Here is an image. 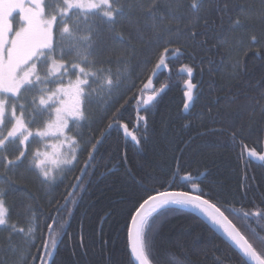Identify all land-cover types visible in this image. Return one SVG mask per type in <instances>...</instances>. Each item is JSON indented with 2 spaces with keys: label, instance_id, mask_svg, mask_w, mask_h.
I'll return each instance as SVG.
<instances>
[{
  "label": "snow or ice",
  "instance_id": "obj_1",
  "mask_svg": "<svg viewBox=\"0 0 264 264\" xmlns=\"http://www.w3.org/2000/svg\"><path fill=\"white\" fill-rule=\"evenodd\" d=\"M210 40L216 42L209 51L223 49L222 54L229 58L234 50L243 52L242 57L232 60L229 83L221 89L225 105L236 104L241 119H223L219 107L213 116L209 105L210 123L220 126L206 128L201 135H227L232 146L240 148L241 160L246 153L249 160L264 162V152L245 143L253 126L257 127V143L264 138V72L258 77L247 72L249 55L264 63V0H258V7L254 0H0V231L8 233L0 248V264H56L57 241L66 223L63 214L71 215L69 203L75 204L95 177L94 161L106 131L117 125L126 138L140 145L138 133L143 122L146 137L147 116L138 110L136 127L130 131L127 123H120L122 104L99 136L85 139L81 131L88 119L85 104L103 96L110 102L133 60L143 57L140 62L147 64L148 56L154 57L155 73L167 68L170 59L183 55L184 49L201 48ZM109 42L119 45V50ZM113 63L115 72L104 67ZM180 71L188 76L184 109L189 110L198 99L199 85L193 82L192 67L184 66ZM147 90L145 85L135 97L138 105L149 106L156 99L158 90L144 96ZM220 100L217 97L212 104L219 105ZM45 113L48 118L43 126L31 131L36 117ZM37 137L41 141L54 138L59 144H45L43 151L37 147L29 158L30 138ZM85 151L81 165L80 156ZM25 159L28 170L51 196L46 216H37L31 194L30 202H21L16 215H23L27 228L10 222L7 202L10 193L21 191L9 174L14 175ZM78 165V174L64 184L67 173ZM128 175L138 191L126 212L127 264H154L151 256L160 222L169 214L189 210L206 219L209 231H222L227 246L238 249L239 264H264V236L241 231L230 219L237 215L236 210L227 201L221 204L213 199V193L205 191L197 182L199 177L185 171L179 159L167 180L159 184L136 181L130 172ZM61 184L64 190L57 199L51 193ZM188 185L191 189L184 190ZM177 187L181 190H173ZM241 187L247 193V187ZM242 216L264 219V208L245 211ZM17 237L22 243L16 242Z\"/></svg>",
  "mask_w": 264,
  "mask_h": 264
},
{
  "label": "trees",
  "instance_id": "obj_2",
  "mask_svg": "<svg viewBox=\"0 0 264 264\" xmlns=\"http://www.w3.org/2000/svg\"><path fill=\"white\" fill-rule=\"evenodd\" d=\"M254 2L258 7V0ZM215 42L210 40L209 44L201 48H186L183 55L170 59L167 62L169 72L161 71L152 82L153 89L158 90V95L149 106L138 105L135 97L141 95L140 90L153 74L152 69L156 61L152 56H148L147 64L140 62L143 57L131 62L125 74L127 78L113 90L110 102L108 97L103 96L102 99L97 97L93 102L85 104L88 119L81 129L85 139L99 136L100 130L106 129L110 117L122 104L125 106L121 109L120 123H127L132 131L136 127L139 110L140 115H146L148 118L147 132L145 137V125L141 122L138 134L142 143L136 145L124 137L122 129L117 125L106 131L94 161L95 177L90 185H86L87 190L80 193L77 202L69 203L71 215L66 212L63 214L66 223L58 238L59 243L54 255L56 264H127L129 250L126 247V212L132 197L138 191V186L130 180L128 174L130 172L135 176L136 181L159 184L167 180L176 166L177 159L185 171L199 177L197 182L205 191L213 193V199L219 200L221 204L227 201L229 206L236 210L237 215L230 216V219L241 231L249 235L255 231L264 236V219H245L242 216L245 211L264 208V162L255 163L248 159L246 153L241 160L240 148H234L227 135H201L206 128L220 126L219 123H210L209 105H212L213 116L219 107L223 119H241L236 104L225 105L224 92L221 89L229 83L232 60L242 57L243 52L234 50L229 58L222 54L223 49L209 51L211 44ZM109 46L116 50L120 48L119 45L113 46L111 42ZM104 55L109 53L105 52ZM115 59L113 55V60ZM184 66L193 68V82L199 85L198 99L195 100L194 106L185 112L184 81L188 77L179 71ZM104 67H111L113 72L117 68L115 63ZM247 72L250 76L258 77L264 72V63L249 55ZM162 86L163 90L159 91ZM150 94L151 91L143 93L144 96ZM217 97L221 98L220 103L213 105L212 102ZM28 99L31 100V95ZM125 101L128 103L125 104ZM145 108L148 110L145 111ZM47 118V113L36 117L31 131L35 132L38 127H42ZM30 140L29 158L37 147L42 151L45 143L38 137ZM245 143L249 148L255 147L258 152H262L264 138L257 143L256 126L252 127L251 135ZM9 150L13 152L12 146H9ZM85 158L86 151L80 156L81 165ZM79 166L73 172L67 173L68 178L64 184L71 183L74 175L78 174ZM183 174L181 172V175ZM9 175L15 181V187L21 189L7 197L11 206L10 222H17L18 226L27 228L23 215H16L20 211L21 202H30L28 197L31 194L35 197L34 208L37 216H46L49 212L48 201L51 198L46 195L49 190L28 170V159H25L14 175ZM183 183L180 181V184ZM64 184L51 195L59 199ZM242 184L247 187V193L241 187ZM190 189L191 185H188L184 190ZM173 190L181 189L177 187ZM7 236V232L0 231V248L7 242ZM36 236L39 243V230ZM224 241L214 230L209 231L207 223L190 210L184 214H169L160 222L158 234L153 242L151 259L154 264H176V261L180 264H239V254L230 249ZM16 242L22 243L21 238L17 237Z\"/></svg>",
  "mask_w": 264,
  "mask_h": 264
},
{
  "label": "water",
  "instance_id": "obj_3",
  "mask_svg": "<svg viewBox=\"0 0 264 264\" xmlns=\"http://www.w3.org/2000/svg\"><path fill=\"white\" fill-rule=\"evenodd\" d=\"M181 69H179V71H180ZM161 71H166V72H169L168 71V69L167 68H161V69H158L155 73H153L152 75H151V82H149V80L146 82V85H148V90L147 91H151L153 88H154V85H153V81H154V79L157 77V75L158 74H160L161 73ZM180 73L181 74H185L186 76H187V73L186 72H181L180 71ZM188 77V76H187ZM145 86V85H144ZM144 88V87H143ZM185 89V88H184ZM185 111H187V110H185L184 109V112ZM122 132H123V130H122ZM125 137V136H124ZM128 140H130V138H127ZM131 141V140H130ZM132 142V141H131ZM262 152H264V148H263V150H262ZM252 161H254L255 163H259V164H262V161H259V160H252ZM191 212H193L197 217H199V218H201V219H203L206 223H207V225H208V222L206 221V219L199 213V212H196V211H193V210H190ZM214 231H215V233L222 239V240H226V237H224L223 236V233H222V231H219V230H216V229H213ZM58 243H59V241L57 242V245H58ZM228 244H230V242H228ZM232 249L233 250H236L237 251V253L239 254V251H238V249H235V247L234 246H232ZM57 250V249H56ZM56 253V252H55ZM240 255V254H239Z\"/></svg>",
  "mask_w": 264,
  "mask_h": 264
},
{
  "label": "rangeland",
  "instance_id": "obj_4",
  "mask_svg": "<svg viewBox=\"0 0 264 264\" xmlns=\"http://www.w3.org/2000/svg\"><path fill=\"white\" fill-rule=\"evenodd\" d=\"M14 16L16 17L17 20L19 19L18 15L16 13H14ZM44 142H45L44 145L45 144H59V141L55 140L54 138L53 139L46 140ZM44 145L42 147V151L44 149ZM49 151H51V149H49Z\"/></svg>",
  "mask_w": 264,
  "mask_h": 264
}]
</instances>
